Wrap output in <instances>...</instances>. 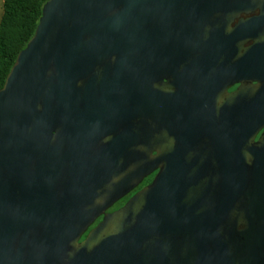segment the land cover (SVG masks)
Wrapping results in <instances>:
<instances>
[{
    "label": "water",
    "instance_id": "obj_1",
    "mask_svg": "<svg viewBox=\"0 0 264 264\" xmlns=\"http://www.w3.org/2000/svg\"><path fill=\"white\" fill-rule=\"evenodd\" d=\"M165 1L44 5L0 90V264H264V132L254 140L264 120L249 124L248 154L229 157L228 171L170 155L149 186L107 213L164 157L148 153L161 128L149 121L161 85L151 63L165 39L196 36V13ZM121 104L134 118L135 169L125 176L118 156L92 147L115 131Z\"/></svg>",
    "mask_w": 264,
    "mask_h": 264
},
{
    "label": "flooded vegetation",
    "instance_id": "obj_2",
    "mask_svg": "<svg viewBox=\"0 0 264 264\" xmlns=\"http://www.w3.org/2000/svg\"><path fill=\"white\" fill-rule=\"evenodd\" d=\"M165 2L168 10L196 13L192 17L196 36L176 38L171 45L165 39L161 60L151 63L161 85L151 89L148 97L149 121L161 128L159 140L157 135L152 136L148 153L151 159L164 157L152 162V174L107 213L119 210L149 186L170 155L201 157L205 170L228 171L223 165L229 157L248 154L249 124L264 120V0ZM123 107L121 104L115 131L92 147L108 157L118 156L117 167L125 176L127 170L131 174L135 169V161H131L135 146L133 113L129 109L127 116ZM175 124L181 128L171 133L170 126ZM191 132L197 134L191 136ZM263 132L264 128L256 134L255 142ZM88 150V143H84V153ZM102 219H97L82 240Z\"/></svg>",
    "mask_w": 264,
    "mask_h": 264
},
{
    "label": "trees",
    "instance_id": "obj_3",
    "mask_svg": "<svg viewBox=\"0 0 264 264\" xmlns=\"http://www.w3.org/2000/svg\"><path fill=\"white\" fill-rule=\"evenodd\" d=\"M49 0H4L0 20V90L19 53L35 34Z\"/></svg>",
    "mask_w": 264,
    "mask_h": 264
},
{
    "label": "rangeland",
    "instance_id": "obj_4",
    "mask_svg": "<svg viewBox=\"0 0 264 264\" xmlns=\"http://www.w3.org/2000/svg\"><path fill=\"white\" fill-rule=\"evenodd\" d=\"M3 1L4 0H0V20H1L2 14H3Z\"/></svg>",
    "mask_w": 264,
    "mask_h": 264
},
{
    "label": "crops",
    "instance_id": "obj_5",
    "mask_svg": "<svg viewBox=\"0 0 264 264\" xmlns=\"http://www.w3.org/2000/svg\"><path fill=\"white\" fill-rule=\"evenodd\" d=\"M3 3H4V1H3Z\"/></svg>",
    "mask_w": 264,
    "mask_h": 264
}]
</instances>
